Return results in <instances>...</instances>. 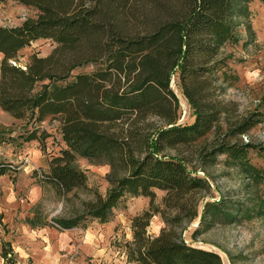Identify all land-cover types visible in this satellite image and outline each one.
Listing matches in <instances>:
<instances>
[{"label":"trees","instance_id":"obj_1","mask_svg":"<svg viewBox=\"0 0 264 264\" xmlns=\"http://www.w3.org/2000/svg\"><path fill=\"white\" fill-rule=\"evenodd\" d=\"M12 1L37 14L19 26L0 27L1 112L36 124L58 120L66 149L49 161L45 181L59 192L85 187L77 157L110 167L106 195L96 193L81 215L56 221L59 227L76 228L87 219L107 224L127 198H147L148 208L131 220L128 263L222 264L218 254L186 244L177 229L197 218L201 225L231 223L242 210L219 200L205 203L199 216L198 195L208 184L184 160L161 154L195 145L219 128L224 111L210 91L221 69L216 58L224 45L237 42L238 20L249 17V0ZM38 40L56 47L47 57L32 55L24 69L14 65L19 52ZM88 64L92 72L69 80L75 68ZM173 75L193 113L189 125L177 124ZM150 118L164 126L149 135L144 124ZM261 122L260 114H250L229 124L226 138L247 134ZM24 140L41 138L33 130ZM249 148L224 139L207 156L225 155L258 177L247 162ZM5 171L0 165V176ZM155 191L164 192L161 206ZM157 215L164 227L151 237L147 229ZM8 255L2 253L5 264H14Z\"/></svg>","mask_w":264,"mask_h":264},{"label":"rangeland","instance_id":"obj_2","mask_svg":"<svg viewBox=\"0 0 264 264\" xmlns=\"http://www.w3.org/2000/svg\"><path fill=\"white\" fill-rule=\"evenodd\" d=\"M248 11L246 20H238L237 42L224 45L216 58L221 69L210 91L224 111L216 133L195 145L161 154L184 160L208 184L209 189L198 195L199 216L205 203L219 200L242 210L231 223L201 225L197 218L177 229L186 244L218 254L222 264H264V3L249 0ZM36 14L31 7L0 0V27L19 26ZM55 47L51 40H38L22 49L13 64L24 69L32 55L47 57ZM92 71L89 64L75 68L69 80ZM170 88L179 104L177 124H191L193 113L176 75ZM253 113L261 115L259 125L247 134L226 138L229 124ZM163 126L157 118L144 124L149 135ZM33 130L38 131L40 142L24 140ZM224 139L252 145L246 152L247 162L257 169L258 177L233 165L225 155L207 156ZM65 149L56 118L36 124L29 117L17 120L0 112V165L6 169L0 176V264L6 263L4 251L14 264H132L127 262L125 249L132 241L131 220L148 208L149 199L127 198L107 224L87 219L79 227L61 229L56 221L81 215L84 203L93 201L96 193L104 197L110 188V167L79 157L76 166L86 176L85 187L63 194L45 181L49 161ZM155 194V203L161 206L164 192ZM163 227L160 216H154L147 233L156 237Z\"/></svg>","mask_w":264,"mask_h":264},{"label":"crops","instance_id":"obj_3","mask_svg":"<svg viewBox=\"0 0 264 264\" xmlns=\"http://www.w3.org/2000/svg\"><path fill=\"white\" fill-rule=\"evenodd\" d=\"M0 59H1V55H0ZM0 112H1V110H0Z\"/></svg>","mask_w":264,"mask_h":264}]
</instances>
